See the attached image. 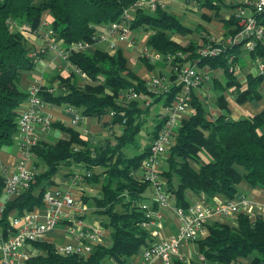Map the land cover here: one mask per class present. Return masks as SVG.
<instances>
[{"label": "trees", "instance_id": "trees-1", "mask_svg": "<svg viewBox=\"0 0 264 264\" xmlns=\"http://www.w3.org/2000/svg\"><path fill=\"white\" fill-rule=\"evenodd\" d=\"M138 1L0 0V151L11 146L17 138V111L29 97L23 82L30 78L36 66L34 60L40 58L30 56L27 36L39 32L48 34L52 42L62 44L65 50L74 43L94 46L103 42L102 26L116 22ZM240 4L235 6L231 20H228V36L240 31L233 17ZM257 20V25L264 27V16ZM129 23L131 31L146 34V48L153 50L159 58L166 61L174 53L189 51L199 59L195 61L196 68L208 72L213 81L211 89L215 94L208 99H212L219 114L212 117L207 105L209 101H200L192 92L188 100L192 113L174 129L170 152L165 159L160 158V176L167 182L166 192L173 205L187 211L192 205L186 196L188 192L231 200L235 198L241 181L264 190V134L260 131L264 127L263 41L257 42L249 53L240 48L242 38L238 45L227 48L216 57L200 56L198 50L208 39L200 47L193 42L184 46L169 39L170 34L187 35L194 30L183 26L179 18L163 9L160 3L153 12L149 8L133 11ZM117 49L113 54L101 48H95L92 53L68 50L66 60L70 72L65 77L61 74L53 77L52 81L58 80L56 89L40 87L37 94L42 103L74 111L80 118L78 123L84 117L108 115L110 121L106 133L115 144L109 139L95 143L75 125L68 128L53 123L51 127L60 129L68 138L52 144L38 140L30 147V157L36 169L34 177L25 190L6 203L0 222L4 234L11 212L21 214L40 208L44 192L53 186V176L60 167L70 164L91 173L85 179L87 182H100L94 200L98 215L104 218L103 226L110 229V244L95 246L88 257L81 258L60 255L50 244L35 242L33 245L44 248L47 255L28 258L27 264H106L110 258L119 264H128L139 248L152 242L149 231L142 226L147 222L143 205L149 199L148 185L136 178L142 160L148 155L149 145L133 156H127L124 151L134 144L154 104L161 101L166 109L175 98H180L178 92L182 87L174 84L173 72L169 76L170 82H166L169 93H162L151 106L141 105L138 99H124L123 95L130 90L146 96L151 88L147 87V80L144 82L131 71L123 51ZM241 54L251 61L260 60L256 64L258 75H248L245 84L239 81L238 59L230 61L231 55L237 57ZM180 59L176 60L177 65L185 64ZM140 61L150 77H156L151 68L154 61L145 55ZM231 66H235L232 71ZM80 75H85L91 83L80 86ZM249 101H262L263 109L236 121L229 118V104L242 105ZM159 125L158 120L150 139ZM96 168L101 173L94 175L92 170ZM3 188L4 173L0 165V198ZM234 218L236 227L216 222L205 225L206 234L197 239L201 257L211 264H237L247 257H252L251 264H264V219L256 217L251 220L244 213H238ZM172 264L187 263L173 260Z\"/></svg>", "mask_w": 264, "mask_h": 264}, {"label": "built area", "instance_id": "built-area-1", "mask_svg": "<svg viewBox=\"0 0 264 264\" xmlns=\"http://www.w3.org/2000/svg\"><path fill=\"white\" fill-rule=\"evenodd\" d=\"M159 5L158 0H139L132 7V12L136 10H143L149 8L150 12L157 9ZM131 12V13H132ZM131 13L124 11L119 20L111 23L107 26H102V40L108 33H112L116 36V29L122 28L127 31L131 22ZM264 16V0H243L241 4L235 9L233 17L236 19L240 31L233 38L225 40L223 43H217L213 39H208L206 43L198 50L200 56L203 57H216L221 54L227 48H233L234 45L243 38V42L246 47L243 48L245 53H249L256 46L257 42L263 41L264 43V27L257 25V18ZM104 36V37H103ZM49 38V36L46 35ZM52 42V39L49 38ZM119 40H123L118 38ZM108 43V42H107ZM241 43V44H242ZM60 43L52 42L53 48L58 47ZM110 50L115 48L113 44L109 43ZM91 48L92 45L74 43L69 45L68 49L64 47L58 48V53L64 61L66 60V53L68 50L82 52L87 48ZM146 54V49L144 50ZM33 57V54H30ZM149 58V55H146ZM181 59V54L178 56ZM176 58L171 55L167 58L169 61ZM236 58L231 55L230 61ZM198 58H195L191 65H179L178 68H174L175 85L182 87L183 99L175 98L174 101L166 106L164 115H160L158 120L160 125L156 128L155 133L151 139V143L148 149V155L142 160L140 171L137 173V177L147 183H149L154 190L152 193L153 202L159 206V211L155 212V217L162 220L163 216L160 213L162 209L173 208L171 204V198L169 193H166L167 182L160 176V156L166 154L172 147V132L177 126V122L174 121V116L185 111L184 107L188 103L190 94L194 92L199 93V87L202 85L210 84L212 82L209 73L204 69L196 68V62ZM70 67V66H69ZM235 66L230 67L232 71ZM262 69V66L259 67ZM163 80L155 81L153 78L147 79V87L151 88L149 92L154 90L155 93L161 92L163 94L169 93V87L163 85ZM161 87L160 90H156L155 86ZM40 86V85H39ZM40 87H32L28 90L29 97L25 103L32 102L33 104H39V100L36 98V94ZM136 93L134 90L128 91L123 95L124 99L129 101L135 99ZM139 95V94H138ZM208 96H206L207 98ZM150 102H147L148 106ZM112 116V113H109ZM34 116V115H33ZM31 113H26L19 117L17 120V136L20 140V157L19 162L15 167L13 173H9L7 168H3L4 173V188L2 197L0 198V222L3 219V213L6 203L17 196L23 190H25L31 179L34 177L35 170L32 167V161L29 153L30 147L35 143L36 137L32 136L31 123L34 122V117ZM77 120L73 124H76L80 120L76 115ZM48 127V126H47ZM43 127V132L47 129ZM162 159V158H161ZM30 165V167H29ZM72 174L74 181H80L83 178H89L91 173L84 171L82 173ZM84 180V179H83ZM42 204L45 206L46 217L44 220L34 214L32 211H23L21 214L11 212L9 215V225L4 234L0 230V264H27L26 260L28 256L22 253V248L25 245L33 244L40 241L43 235L53 229L64 216H69L72 221V228L70 230L72 237V244H66L60 247H56L57 253L63 256L76 255L77 257L86 258L91 253V245L95 244L100 237V230L92 228L84 224L80 219V211L82 210L80 205H77L71 194L67 191L60 190L56 187H49L43 195ZM249 207V203L243 199L236 198L226 201L222 205H216L210 207L204 203L203 200L195 202L188 210L174 207L175 214L180 219V226L177 233L171 237L153 241L142 251V258L145 262H151L154 258H160L163 264H171V258L177 257L181 259L178 254L179 245L182 243H193L200 237L206 234L205 225L209 222L210 216L218 215L220 217H229L245 211ZM145 210V218L147 222L142 223L144 228L154 224V211L150 210L147 206L143 205ZM159 227L161 224L159 222ZM151 238L156 237V232L150 234Z\"/></svg>", "mask_w": 264, "mask_h": 264}, {"label": "crops", "instance_id": "crops-1", "mask_svg": "<svg viewBox=\"0 0 264 264\" xmlns=\"http://www.w3.org/2000/svg\"><path fill=\"white\" fill-rule=\"evenodd\" d=\"M162 5L163 9L169 11L171 14L175 15L179 18L182 25L194 30L192 33H188L187 35H172L175 41L182 44L188 45L191 41H197L198 34L202 32H206L211 35V37H216L219 39L226 38L229 34L230 27L228 25L231 20L232 12L236 5L240 4L243 0H158ZM196 30V31H195ZM135 45H143L145 46L146 34L144 32H133ZM30 42L34 43L36 46L42 45L41 41L32 39ZM62 44H58V47H62ZM95 48L106 49L107 42H101L97 45H94ZM93 46V48H94ZM138 46H136L137 48ZM94 48V49H95ZM108 49V47H107ZM128 48L124 50V55L126 54L130 58H126L130 61V64L133 67V72L138 74L139 71H142L140 65L142 62L140 61L139 50L135 48H131L128 51ZM241 60H243V67L239 73V81L241 84L246 83V78L248 75L256 76L258 75L257 69V61H251L249 64L246 63V55L243 54L241 56ZM61 60L57 57V51L54 53H47L44 57H42L41 62L36 65L34 71L32 72V76L27 78L23 82V87L27 91L29 86L32 85L34 80H41L42 82L45 80L52 81L53 77L57 74H60V71L67 67L66 62H64V67H60L63 65L60 63ZM69 69V66H68ZM67 72V68H66ZM66 75V73H65ZM143 77V74H139ZM39 77V78H38ZM149 77V75H148ZM56 81V80H55ZM80 82V81H79ZM82 82V81H81ZM47 84V83H46ZM44 85V84H43ZM262 91L264 96V83L262 84ZM43 106L40 108H36V113L38 116L51 115L54 123H59L68 128H74L70 124V120L72 119V115L75 113L74 111L67 110L66 107H58L52 104L43 103ZM263 109L262 101H249L242 105L229 104V116L232 120L236 121L241 118H244L249 115H254L259 113ZM212 117H216L219 112L217 110H212ZM76 114V113H75ZM214 114V115H212ZM188 117V116H187ZM110 118L108 115H103L100 117H84L77 123L75 126L76 129L83 131L85 134L90 136L95 143L100 141H105L108 138L107 132V124L109 123ZM154 126H156L158 120H153ZM154 131L147 132L151 137V133ZM261 133L264 134V127L261 128ZM38 138V137H37ZM68 136L64 134L60 129L56 127H50L48 130H45L43 134L38 138L39 140L45 143H54V141L58 139H67ZM19 143L20 140L17 136L15 142L0 151V165L2 168H7L9 173H13L15 171L16 162L19 156ZM151 139L149 138L147 145H150ZM192 166L197 169V166L192 163ZM78 170L81 172V168L72 167V165H67L60 167L59 171L53 176V186L60 190L67 191L71 194L72 198L75 200L77 205H80V219L81 221L92 227L99 229L101 234L98 241L95 244L91 245L93 249L95 246H109V238H110V229H107L103 226L104 218L98 215V209L96 206V202L94 200L95 196L98 195L100 190V183L93 182L89 183L85 179L82 181H74L72 174L73 170ZM97 183V184H96ZM149 199L148 205L150 210L154 211V224L148 226L147 230L151 234L152 232H156V237L151 238L153 241H159L168 237L175 235L180 226V219L175 214L173 208L172 209H162L160 210L161 215L163 216L162 220H159L155 217L157 205L153 202L152 193H148ZM186 196L190 200L191 203L197 202L199 197L193 195L191 193H187ZM242 197L244 200L253 201L256 206L252 207L247 213L251 218L261 217L264 219V190L252 187L248 185L245 181H241L238 187L237 194L235 198ZM204 203L208 206H216L222 205L227 200L221 196H213L206 197L205 195L202 197ZM145 204V203H144ZM172 207H174L173 202L171 200ZM34 214H36L40 220H44L46 217L45 206H41L40 208H35L32 210ZM245 211L241 213H246ZM234 217V216H233ZM161 224V227L158 224ZM210 223H221L228 225L230 227H236V222L234 218H221L218 215L210 216ZM72 221L69 216H64L61 219L59 224H57L53 229L47 231L43 237L40 239L41 243L50 244L54 248L60 247L66 244H72L71 230ZM151 236V235H150ZM152 237V236H151ZM146 248V247H145ZM145 248H139L136 255L132 258V260L128 264H163V261L160 258H154L151 262H145L142 258V251ZM22 253H25L28 258L47 255V251L38 246H34L33 244L25 245L22 248ZM92 251V250H91ZM198 245L194 243H182L180 245V253L184 256V258L196 262L198 259L199 253ZM252 257H247L239 260L237 264H251ZM106 264H119L114 259L110 258ZM127 264V263H125ZM210 264V263H206Z\"/></svg>", "mask_w": 264, "mask_h": 264}, {"label": "rangeland", "instance_id": "rangeland-1", "mask_svg": "<svg viewBox=\"0 0 264 264\" xmlns=\"http://www.w3.org/2000/svg\"><path fill=\"white\" fill-rule=\"evenodd\" d=\"M159 2V1H158ZM132 7H133V5L129 8V9H127V10H125V11H128V12H132ZM131 18H132V13H131ZM119 20V19H118ZM127 30H128V32L127 31H125V30H123L121 27L120 28H117L116 29V36H113V34L112 33H108V35L107 36H103L104 38H103V40H104V42H108L107 43V47H108V51H109V54H113L116 50H118L117 48H120L123 52H124V50H126L127 48H128V50L129 49H131V48H135V49H138L139 50V55H140V57H142L143 55H145V57H146V55H149V58L150 59H152L153 61H154V63H152V65L153 66H151V68L153 69V74L156 76V77H154L153 79L155 80V81H160V79H162L163 80V85H165V86H168V84L167 83H169L170 81H169V76L171 75V73H173L174 72V68H178V65H177V62H176V60H178L180 57H177L178 56V53H174L173 55L174 56H176V58H174V59H171V61H169L168 59H166V61L164 60V59H162V58H159L158 57V55H156V53L153 51V50H148L147 48H146V46H144L143 47V45H139V44H137V45H135V42H134V35H133V32L134 31H131L130 30V27H128L127 28ZM136 32H137V30H135ZM239 33V31L237 32V33H235V34H233L232 36H227L226 38H222V39H219V38H214V37H211V35H209V34H207L206 32H202V33H200V34H198L200 37H198V39H197V41H191V42H193V43H195V45L197 46V44H198V46L200 47V45H202L203 44V42L204 41H206L207 39H213V40H215L217 43H223L225 40H227V39H229V38H233L236 34H238ZM46 35L48 36V34H44V33H41V32H39L38 34H31V35H26L27 36V41H26V43L28 44V46L31 48V53L30 54H33V57L34 58H36L37 56H39L40 58H36L37 60H34V61H36V64L35 65H38L40 62H41V60H42V57H44L47 53H54V51H57V57L59 58V60H61L60 61V63H62L63 65H61L60 67H64V62H66V61H64L63 59H62V57L60 56L61 54H59L58 53V48L59 47H55V48H53V45H52V42L50 41V39L48 38V37H46ZM180 36H183V35H180ZM118 38H120V39H123V40H119ZM168 38L169 39H171V40H173L175 43H177V44H180V43H178V42H176L175 40L176 39H173V36L170 34V35H168ZM204 38V39H203ZM32 39H35V40H39V41H41V43H42V45H40V46H36L34 43H32V42H30ZM109 43H111V44H113L114 46H116L115 48H112V50H110V46H109ZM180 45H182V44H180ZM58 46V45H57ZM136 46H138L137 48H136ZM185 46V45H184ZM107 47H106V51H107ZM198 47V48H199ZM246 47V45H245V43H243L241 46H240V48H245ZM94 48H95V46H94ZM94 48H93V46L91 47V48H87V49H85V50H83L82 52H89V53H92L93 51H94ZM146 49V54H145V52H144V50ZM127 50V51H128ZM226 51V50H225ZM225 51H223L222 53H224ZM181 54V57H183L182 59H180V60H182L184 63H185V65L186 64H188L191 60L193 61V59H195L196 57H195V55L194 54H192L191 52H189V51H186V52H181L180 53ZM243 54H241L240 56H237L236 58L238 59V66H239V68H240V70L242 69V68H244L243 66V60H241V56H242ZM124 56H126L127 58H130L129 56H127L126 54L124 55ZM198 57V56H197ZM147 58V57H146ZM130 61L131 60H128V66H129V68L131 69V71L133 70V67L134 66H132L131 64H130ZM257 62L258 61H260V60H256ZM251 62V59L247 56L246 57V63L247 64H249ZM66 65H67V72H66V68H64L63 70H58V71H60V74H61V76H63V77H65L67 74H68V72H70L69 71V69H68V66H70V64H68L67 62H66ZM36 67V66H35ZM70 68V67H69ZM140 68L142 69V71H139V73L137 74V75H139L140 73L141 74H143V77L141 76V75H139L140 77H141V79H143L144 80V82L150 77V75L148 74V70H147V68L144 66V64H142V65H140ZM34 71V70H33ZM133 72V71H132ZM65 73H66V75H65ZM134 73V72H133ZM136 74V73H135ZM31 76H32V73L30 74ZM148 75H149V77H148ZM163 75H165V76H163ZM80 77H81V83L79 84L80 86L81 85H85V84H90L91 82L86 78V76L85 75H80ZM39 78V77H38ZM26 80V79H25ZM24 80V81H25ZM172 81H174V80H172ZM167 82V83H166ZM175 82V81H174ZM213 82V81H212ZM212 82L210 83V84H206V85H202V86H200L199 87V93H197V94H194L195 96H196V98L197 99H199L200 101H202V102H204V100L206 101V100H208L209 102H208V108L210 109V112L213 110H215V108L213 107V103H212V96L215 94V90H212L211 88V84H212ZM47 83V84H46ZM44 84V85H43ZM57 84H58V80L56 79V81L54 80V81H50V80H48V82H46L45 80L42 82V85H41V80H34L33 81V83H32V85L31 86H29V88L27 89V91L28 90H30V88H32V87H46V88H48L49 90H52V89H56L57 88ZM171 84H173V83H171ZM40 85V86H39ZM78 85V86H79ZM155 89L156 90H160L161 89V87H160V85L159 86H155ZM38 91H39V89H38ZM58 92H61V91H58ZM37 94H38V92H37ZM37 94H36V98L38 99V96H37ZM161 92H157V93H155L154 92V90H152V92H148V95H146V96H140V95H138V94H135L136 95V97H135V99H138L142 104L141 105H146V103L147 102H150L149 103V105H148V107L149 106H151L152 104H153V102L154 101H157L160 97H161ZM178 95L181 97V99H183V93H182V91H179L178 92ZM206 96H211V100L210 99H208V97H207V99H206ZM39 100V99H38ZM39 104L37 103V104H33L32 102H28V103H25V102H23L22 104H21V106L18 108V111H17V113H18V118L19 117H21L22 118V115L23 114H26V113H31L32 114V116L34 117V122H32L31 123V127H32V130H31V133H32V136H35L36 137V140H35V142L36 141H38L39 139V137L41 136V134H43L44 132H43V127H47V129L46 130H48L50 127H51V125L54 123V121H53V118H52V116L51 115H45V116H38L37 115V113H36V110L40 107H42L43 105V103H42V101L41 100H39ZM207 103V102H206ZM49 104V103H48ZM37 108V109H36ZM36 109V110H35ZM184 109H185V111H183V112H181V113H179V114H177V115H175L174 116V121H175V123H176V121H178L177 123V126L178 125H180L181 124V122H182V120H184L185 118H188L189 116H190V114L192 113V110H191V106L188 104V103H186V105H185V107H184ZM67 110H69V109H67ZM164 110H165V106H163V103L161 102V101H159V102H157V103H155L154 104V106L150 109V112H149V116H148V121L145 123V125L141 128V130H140V132L136 135V137H135V139H134V144H131V145H129V146H127L126 147V149H125V154L127 155V156H133V155H135V154H139V153H141L142 152V148L144 147V146H146L147 145V143H148V140H149V134L147 133V132H150V131H152V128H153V126H154V121L153 120H157V118L159 117V115H164ZM71 111V110H70ZM229 114V113H228ZM212 115H214V114H212ZM188 116V117H187ZM229 118H230V116H229ZM231 119V118H230ZM18 120V119H17ZM77 120V117H76V115H75V113L72 115V119L70 120V124L72 125V127H74V125L75 126H77L78 124V121L76 122V124H73L74 123V121H76ZM232 120V119H231ZM176 128V127H175ZM119 129V131H122V128H118ZM173 132H174V129H173ZM38 137V138H37ZM109 140H111L112 141V144L114 145L115 143H114V139H109ZM104 141V140H103ZM169 152H170V149L167 151V153L166 154H163V155H161L160 157L162 158V159H165L167 156H168V154H169ZM31 161H32V167H33V169L35 170V172H36V169H35V167H34V164H33V160H32V158H31ZM19 162H21V157H20V143H19V156H18V160H17V162H16V165L19 163ZM191 165H192V163H191ZM29 167H30V165H29ZM140 168V167H139ZM85 171V170H84ZM83 171V169L81 170V172L80 173H82V172H84ZM93 172L92 173H94V175L95 174H99V173H101V171H100V169H97L96 168V170H92ZM139 171H140V169H139ZM73 172H75V174H78L77 172H78V170H73ZM139 173V172H138ZM74 177V176H73ZM139 181H141V182H144V183H146L147 185H148V191H147V193H154V190H153V187L149 184V183H147V182H145V181H143V180H141V179H139L138 177H136ZM83 179H87V178H83ZM82 181V180H81ZM100 183V182H99ZM97 184V183H96ZM166 193H168V192H166ZM187 194V193H186ZM204 195H201V196H198L199 197V200H197L198 202L199 201H201L203 198ZM154 199V198H153ZM233 199H236V198H233ZM240 199H243L242 197H240ZM244 200V199H243ZM245 201H247V200H245ZM248 203H249V207L245 210V212L246 211H248L250 208H252V207H255L256 205H255V203L253 202V201H247ZM145 204V206H147V207H149V205H148V201H145L144 202ZM194 203H192V205H193ZM175 207V206H174ZM173 207V208H174ZM210 207H213V206H210ZM256 207H258V206H256ZM169 209H172V208H169ZM157 212L159 211V206L157 207V210H156ZM245 215H247L251 220H253L254 218H251L248 214L249 213H244ZM234 217H235V215H233ZM233 216H229V217H231V218H234ZM221 218H228V217H221ZM235 219V218H234ZM153 222H155V220H153ZM194 244H196L197 245V240L195 241V242H193ZM188 244H190V243H188ZM181 245V244H180ZM180 245H179V249H178V254H179V256H180V260H179V258H177V257H173V258H171V264H172V262H173V260H179V261H182V262H184V263H187V264H206L207 262H205L204 261V259H203V257H201V253L199 252L198 253V259L196 260V262H193L192 263V261H190V260H188V259H186V258H184V256L183 255H181V253H180ZM211 264V263H210Z\"/></svg>", "mask_w": 264, "mask_h": 264}]
</instances>
